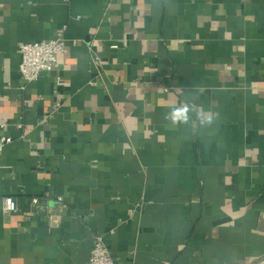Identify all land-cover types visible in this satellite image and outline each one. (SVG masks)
I'll use <instances>...</instances> for the list:
<instances>
[{
	"label": "crops",
	"instance_id": "0c3cea01",
	"mask_svg": "<svg viewBox=\"0 0 264 264\" xmlns=\"http://www.w3.org/2000/svg\"><path fill=\"white\" fill-rule=\"evenodd\" d=\"M61 33L25 82L19 45ZM3 138L0 264H89L98 236L116 264L263 259L264 0H0Z\"/></svg>",
	"mask_w": 264,
	"mask_h": 264
},
{
	"label": "built area",
	"instance_id": "2783aa9c",
	"mask_svg": "<svg viewBox=\"0 0 264 264\" xmlns=\"http://www.w3.org/2000/svg\"><path fill=\"white\" fill-rule=\"evenodd\" d=\"M66 48V39L61 33L56 39L36 42L21 43L18 52L21 56L19 72L25 82H35L42 74L53 73L60 66L59 56L64 53ZM114 50L118 49V45L112 46ZM168 92L169 89H166ZM22 128V125L18 126ZM12 138H3L0 140V153L5 145L10 144ZM58 201H63L59 197ZM39 200L35 199L34 204H38ZM3 209L5 213H16L19 211L17 202L12 197H6L3 201ZM89 264H116L106 242L104 236H98L95 240Z\"/></svg>",
	"mask_w": 264,
	"mask_h": 264
},
{
	"label": "clouds",
	"instance_id": "9594fccd",
	"mask_svg": "<svg viewBox=\"0 0 264 264\" xmlns=\"http://www.w3.org/2000/svg\"><path fill=\"white\" fill-rule=\"evenodd\" d=\"M172 118L174 121L177 120H187V109L183 108V109H177L172 113Z\"/></svg>",
	"mask_w": 264,
	"mask_h": 264
},
{
	"label": "water",
	"instance_id": "95a60500",
	"mask_svg": "<svg viewBox=\"0 0 264 264\" xmlns=\"http://www.w3.org/2000/svg\"><path fill=\"white\" fill-rule=\"evenodd\" d=\"M258 264H264V258L260 260Z\"/></svg>",
	"mask_w": 264,
	"mask_h": 264
},
{
	"label": "rangeland",
	"instance_id": "374dc122",
	"mask_svg": "<svg viewBox=\"0 0 264 264\" xmlns=\"http://www.w3.org/2000/svg\"><path fill=\"white\" fill-rule=\"evenodd\" d=\"M260 262V260H258V261H256V262H254L253 264H258Z\"/></svg>",
	"mask_w": 264,
	"mask_h": 264
}]
</instances>
